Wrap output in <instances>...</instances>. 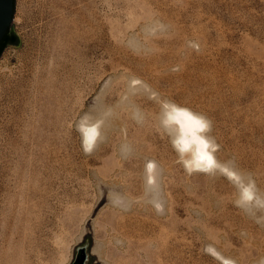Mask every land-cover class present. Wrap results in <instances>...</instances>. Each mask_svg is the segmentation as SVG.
<instances>
[{"label":"rangeland","instance_id":"1","mask_svg":"<svg viewBox=\"0 0 264 264\" xmlns=\"http://www.w3.org/2000/svg\"><path fill=\"white\" fill-rule=\"evenodd\" d=\"M8 30L1 264L25 229L11 238L17 205L30 236L6 264H70L85 235L99 264H220L206 245L264 258L263 209L240 204L224 174L187 173L159 121L164 102L203 115L218 160L264 196V0H13ZM83 118L102 119L90 152Z\"/></svg>","mask_w":264,"mask_h":264},{"label":"bare ground","instance_id":"2","mask_svg":"<svg viewBox=\"0 0 264 264\" xmlns=\"http://www.w3.org/2000/svg\"><path fill=\"white\" fill-rule=\"evenodd\" d=\"M72 28H75L74 24L72 25ZM66 29H68L69 32L71 31V28L68 25H64L63 26L64 31L62 34L64 38L67 36V30ZM64 38L62 40H64ZM91 46H92V44L88 42V47L91 48ZM56 102L54 104H56ZM182 112H187V113L191 114L192 116L198 118L204 124L203 129H197L195 131V134H193L192 132L188 131L186 128H182L181 125L186 123L184 120V117L182 115H180V113H182ZM159 121H160V125L163 128V130L165 131V133L168 134L169 139H170V143L171 144L173 143L174 146L179 144L178 149H179L180 153L182 151H185L186 154L184 157H182V164L181 165L183 166L184 170L187 173H193V172H200V173H204V174L221 173V174L226 175L230 180H233L236 184H238L240 186L239 199H238V202L240 204L244 205V207H248L246 209L256 207V208L263 209V212H264V196L259 195L255 191L251 181H249V180L246 182H243V180L241 181L240 175L236 171H234L229 165L224 164L218 160L216 153H215V151L217 149V145H216L214 139L208 135L209 122L203 115H201L197 112H194L193 110H191L187 107L179 106V105H176V104L171 103V102H164L162 104V112L159 116ZM101 122H102V119H97V120L89 119L88 120L86 118H83L79 122L78 129H79V132L81 135L83 148L86 152L92 151L96 147V145L99 143V141L102 139V137L104 136L103 128H101ZM90 137H92L91 140H90ZM173 140H174V142H173ZM200 141H204L206 143L207 147H204L200 143ZM202 154H207L208 156H210L213 160V164L209 165L206 161L202 160L201 159ZM177 158H178V156H177ZM150 165H151V167H149ZM156 177H157V174L154 170V166L152 163H149L147 165L146 171H145V181H146L147 186L153 188L154 190L156 187V183H155V181L157 179ZM239 186H238V188H239ZM115 202H117V201L114 199L113 203L115 204ZM14 208L17 209V211L13 212L12 216L9 218L10 219L9 222L12 225V231H14V230H16V231H15V233H13L11 231L12 235H13L11 238H13L14 236L16 237V235L17 236L19 235L21 238L19 237L14 242L12 241L13 244L11 242V245H13V246L10 248L12 249V251H14V252L11 251L12 253H14V256L19 254V257L21 258L20 250L23 249L21 246L24 247L23 243H26L24 241H26L27 237L30 236V235H28L27 237L25 236L26 231H27V227H26L25 222H28L29 218H28V213L23 212L24 210H22V207L20 205H17V207H14ZM20 226L25 227V229L22 231L19 230L20 232L18 233V229L22 228ZM263 226H264V223H263ZM16 232L18 234H16ZM31 232H32V230H31ZM22 233H23V236H22ZM30 234H33V233H30ZM10 236H11V234H10ZM8 240H10V239L8 238ZM28 242H29V240H28ZM30 244L31 243L29 242V245ZM99 245H101V244H99ZM7 247H9V244ZM98 247L100 248V246H98ZM98 247L96 246L93 249L92 253H94L95 256L102 258V255L100 253L101 248L99 249ZM8 249H6V250H8ZM28 249H30V248H28ZM27 250L26 251L24 250V252H26V256H28ZM205 250H206L207 254H210L220 264H238V262L235 261L233 258L222 254L218 249H216L212 245H206ZM101 251H102V249H101ZM8 252H9V250H8ZM22 254H23V252H22ZM14 256L8 255L7 257L9 260L3 259V260H6L5 264L7 263V261H9V262L13 261ZM17 256H15V257H17ZM23 256L26 257L25 253ZM5 257H6V255H5ZM10 259H12V260H10ZM0 260H1V263H4V262H2V258H0ZM16 260L18 262L16 261L14 263H19V261H22V258H21V260H18V259H16ZM8 264H13V262L8 263ZM110 264H130V262L126 260L123 263L113 262ZM253 264H264V258L260 259L257 262H254Z\"/></svg>","mask_w":264,"mask_h":264},{"label":"water","instance_id":"3","mask_svg":"<svg viewBox=\"0 0 264 264\" xmlns=\"http://www.w3.org/2000/svg\"><path fill=\"white\" fill-rule=\"evenodd\" d=\"M12 14H13V0H0V42L3 39L4 35L6 34V32L8 33V35H14L12 32L8 30V26L11 22ZM18 44H19V40L17 38V43L15 44V46ZM171 147L173 150L176 151L175 153H177L176 154L178 156L177 162L182 164V157H184L186 154L185 151H182L180 153L178 149L179 144L174 146V144L172 143ZM90 248H91V239L90 237L85 235L81 243L78 244L73 249V255H72V260L70 264H99L96 261V258H94L91 255ZM75 254H76V262L72 263L74 260Z\"/></svg>","mask_w":264,"mask_h":264},{"label":"snow or ice","instance_id":"4","mask_svg":"<svg viewBox=\"0 0 264 264\" xmlns=\"http://www.w3.org/2000/svg\"><path fill=\"white\" fill-rule=\"evenodd\" d=\"M180 115H182L184 117V120L186 122V123L181 125L182 128H186L188 131L192 132L193 134H195V131L197 129H203L204 124L198 118L192 116L191 114H189L187 112H182V113H180ZM91 139H92V137H90V140ZM200 143L204 147H207V145L204 141H200ZM201 159L206 161L209 165L213 164L212 158L210 156H208L207 154H202ZM149 167H151V165Z\"/></svg>","mask_w":264,"mask_h":264},{"label":"trees","instance_id":"5","mask_svg":"<svg viewBox=\"0 0 264 264\" xmlns=\"http://www.w3.org/2000/svg\"><path fill=\"white\" fill-rule=\"evenodd\" d=\"M17 43V38L14 35H8V33L6 32V34L4 35L3 39L0 42V55L2 53V51L8 46V45H15Z\"/></svg>","mask_w":264,"mask_h":264},{"label":"flooded vegetation","instance_id":"6","mask_svg":"<svg viewBox=\"0 0 264 264\" xmlns=\"http://www.w3.org/2000/svg\"><path fill=\"white\" fill-rule=\"evenodd\" d=\"M87 260V259H86ZM74 262H76V254H75V257H74V260H73V262L72 263H74Z\"/></svg>","mask_w":264,"mask_h":264}]
</instances>
